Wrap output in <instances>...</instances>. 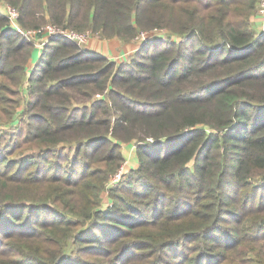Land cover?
<instances>
[{
    "label": "trees",
    "instance_id": "trees-1",
    "mask_svg": "<svg viewBox=\"0 0 264 264\" xmlns=\"http://www.w3.org/2000/svg\"><path fill=\"white\" fill-rule=\"evenodd\" d=\"M260 1L0 0L24 29L142 37L116 63L50 36L28 69L0 13V264H264Z\"/></svg>",
    "mask_w": 264,
    "mask_h": 264
},
{
    "label": "rangeland",
    "instance_id": "rangeland-1",
    "mask_svg": "<svg viewBox=\"0 0 264 264\" xmlns=\"http://www.w3.org/2000/svg\"><path fill=\"white\" fill-rule=\"evenodd\" d=\"M2 5L0 4V13H2V14H4V15H7V14H5V10H4V8H5V6L7 7V6H9V5H4V8H2L1 7ZM262 21H264V17H263V19H261ZM47 24H50V25H52V26H55V25H53V24H51V23H44V24H41L40 26H38L37 28H40V27H42V26H45V25H47ZM55 27H59V28H61V29H66V30H74V29H69V28H66V27H62V26H55ZM37 28H34V29H37ZM34 29H30V28H28V29H26V30H34ZM74 31H76V30H74ZM77 32H89V37H88V40H87V42H85V43H83V44H78L77 42H75L76 44H78V45H80V46H82V47H84V48H86V49H89L90 50V44L92 43V38L93 37H99L97 34H93L89 29H86V30H84V31H77ZM149 34H151V35H155L156 37H158V39H164V38H167V37H169V39L171 38V35H168L167 34V32L164 30V29H161V30H153L152 32H150ZM19 35H22V34H20L19 33ZM22 36H24V35H22ZM145 36H146V34H145ZM44 37V36H43ZM65 37V36H64ZM26 38H28L32 43H33V47H34V49H33V51H32V53H31V57H29L28 58V60H27V62H26V67L28 68V69H31L32 68V64H35L36 63V61L38 60V57H39V54H40V51L41 50H39V48H38V46H36L38 43V38H39V36L37 37V36H34L33 35V37H26ZM65 38H67V39H70V38H68V37H65ZM114 39H118V40H120L119 38H117V37H113ZM140 38H142V37H139L137 40H139ZM110 39H112V38H110ZM71 40V39H70ZM96 40H99V39H96ZM73 41V40H72ZM120 41H122V40H120ZM123 42V41H122ZM123 43H126V42H123ZM102 45V44H101ZM90 47V48H89ZM93 49V48H92ZM100 52V51H99ZM133 53V52H132ZM132 53H125V54H123L122 56H121V58L122 59H125V58H127V56L129 55V54H132ZM107 57V56H106ZM110 60H113V61H116V63H118L119 61H120V59H113L112 58V56H110ZM24 88H25V86H26V82H24ZM98 96V95H97ZM27 99V94L25 93V90L24 91H22V90H20V98H19V104H18V106H17V111H19L20 109H22V107H23V105H24V102H25V100ZM17 117L18 118H22V115H20V113H18L17 114V116H16V119L14 120V123L16 122V120H17ZM0 132H4V134H8V133H12L14 130H15V125H13V124H10V122H5V121H3V122H0ZM187 131V130H186ZM117 143H119V147H120V150H121V152H122V155H123V159H122V162H120V164L118 165V167H117V169H116V171H114L113 173H110V175L107 177V180H106V189L107 188H111V189H113V188H115V187H117L118 185H119V183L123 180V178H124V176L123 177H121V179H120V181L119 182H117V183H115V184H111V179H112V177H113V175L120 169V168H122V170L121 171H123V174L125 175V173L127 172V170H128V168H129V166L130 167H134L136 164H137V159H136V157L137 156H135L136 155V153H135V150L133 151L131 148L134 146V140H132V141H129V142H120V141H117ZM133 157H135V158H133ZM110 186V187H109ZM107 197V195H106V193H105V191H104V193H103V195H101V201H106V200H108V197Z\"/></svg>",
    "mask_w": 264,
    "mask_h": 264
},
{
    "label": "built area",
    "instance_id": "built-area-1",
    "mask_svg": "<svg viewBox=\"0 0 264 264\" xmlns=\"http://www.w3.org/2000/svg\"><path fill=\"white\" fill-rule=\"evenodd\" d=\"M5 14H7V18L9 20L10 25L14 28L16 33H20L24 35L25 37H33L34 36H44V40H38V46L39 50H41L43 42L50 36H65L70 38L71 40L77 42L78 44H83L87 42L89 37V32H77L74 30H66L61 29L59 27L52 26L50 24H47L45 26H42L40 28L34 29V30H26L17 22V11L15 8L11 6H5L4 8ZM258 16L264 17V0L260 1L259 7H258ZM122 168H120L112 177L111 184H115L120 181L121 177L123 176V171H121ZM110 187V186H109Z\"/></svg>",
    "mask_w": 264,
    "mask_h": 264
},
{
    "label": "crops",
    "instance_id": "crops-1",
    "mask_svg": "<svg viewBox=\"0 0 264 264\" xmlns=\"http://www.w3.org/2000/svg\"><path fill=\"white\" fill-rule=\"evenodd\" d=\"M0 4L2 5L1 7L4 8V4L2 2H0ZM261 19H263V17H260L258 15L254 16L253 27L256 29V31L264 30V21H262ZM96 39H99V40H96ZM38 40H44L43 36H39ZM92 40L93 41L90 44L91 48L89 47L90 50L93 53L107 56L109 59H110V56H112L113 59L121 60L122 59L121 56L123 54L134 52L138 48V45H139L137 42L138 40H133L129 43H123L122 41L118 39H114V38L106 39L102 37H93ZM34 65L35 64H32V68L34 67ZM131 149L134 151L133 147Z\"/></svg>",
    "mask_w": 264,
    "mask_h": 264
}]
</instances>
